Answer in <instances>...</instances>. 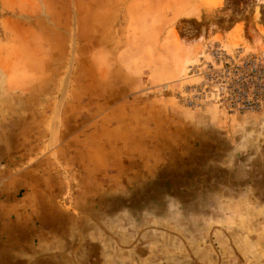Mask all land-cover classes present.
<instances>
[{"label": "rangeland", "instance_id": "obj_1", "mask_svg": "<svg viewBox=\"0 0 264 264\" xmlns=\"http://www.w3.org/2000/svg\"><path fill=\"white\" fill-rule=\"evenodd\" d=\"M219 51L223 63L249 57L264 62V0H0V137L21 117L16 105L22 90L37 86L45 90L46 108L38 133L51 134L59 119L50 148L59 143L62 123L77 124L73 130L79 131L87 120L85 134L106 137L109 152H131L140 140L153 148V179L121 198L157 216L148 231L177 234L166 243L175 249L168 264L181 262L173 257L181 256L185 243V252L199 248L186 256L188 264H264V254L242 252L234 238L241 227L228 212L220 211L223 222L214 225V240L202 251L195 239H186L192 223L186 228L180 218V202L195 215L193 200L211 201L213 190L230 178L228 170L243 171L239 147L222 128H204L208 121L196 129L197 118L264 120V111H233L225 97H216L218 84L238 86L234 75H221L214 56ZM247 129L250 135L260 132ZM111 194L107 191L110 205ZM167 204L176 206L171 214L164 212ZM178 231L186 240H177ZM143 252L138 249V256Z\"/></svg>", "mask_w": 264, "mask_h": 264}, {"label": "crops", "instance_id": "obj_2", "mask_svg": "<svg viewBox=\"0 0 264 264\" xmlns=\"http://www.w3.org/2000/svg\"><path fill=\"white\" fill-rule=\"evenodd\" d=\"M43 91L37 86L22 90V98L16 105L21 117L12 119L0 137L3 164L0 169V264H168L175 249L166 243L172 242L176 233L171 232V238L168 233L172 230L160 232L162 236L148 231L147 224L157 216L148 210L139 211L121 198L133 186L149 184L153 179L151 167L155 166V161L150 158L153 148L140 140V144L132 145L131 152H109L106 137L100 134L92 138L85 134L91 126L90 120L82 121L83 129L79 131L73 130L77 124L68 121L66 125L71 130L67 134L63 132L67 126L62 123L59 143L50 148L49 144L55 141L54 124L51 134L38 133L41 130L38 126H45L40 114L46 110L42 106ZM229 116L218 114L216 119H212V115L201 116L194 126L197 129L208 121L210 124L204 128L209 125L214 129V126L222 128L230 143L239 147V155H243V171L228 170V176L233 179L216 185L211 201L193 200L195 215L193 209L180 202V218L187 224L186 228L192 223L189 228L192 231L185 230L186 239H195L202 251L216 234L214 225L223 222L220 211L228 212L229 220L241 227L234 238L241 240L238 244L244 247L242 252L262 256L264 120ZM58 125L59 121L56 133ZM247 127L251 130L259 127L260 132L250 135ZM76 132L83 134L76 135ZM78 148L81 152L77 153ZM253 160L258 165L253 166ZM107 191L114 193L111 194L115 198L114 205L107 203ZM168 205L164 212L171 214L176 206ZM192 233L193 237H188ZM180 234L178 241L184 238V234H181L183 237ZM138 243L142 245L139 247ZM186 246L185 243L181 256L173 257L181 261L179 264L191 263L189 257L199 249L195 248L194 253L185 252ZM138 249L145 251L141 257Z\"/></svg>", "mask_w": 264, "mask_h": 264}, {"label": "built area", "instance_id": "obj_3", "mask_svg": "<svg viewBox=\"0 0 264 264\" xmlns=\"http://www.w3.org/2000/svg\"><path fill=\"white\" fill-rule=\"evenodd\" d=\"M221 65V75L235 76L238 86L232 84L228 89L223 88L222 83L215 86L217 98L225 97L227 107L238 112H259L264 111V62L256 57L245 59L238 58L223 63L225 55L220 51L214 55ZM230 65V67H228ZM223 77V76H222ZM227 90V91H225ZM225 93V94H224ZM229 101V103H228ZM0 161V169L2 167Z\"/></svg>", "mask_w": 264, "mask_h": 264}, {"label": "bare ground", "instance_id": "obj_4", "mask_svg": "<svg viewBox=\"0 0 264 264\" xmlns=\"http://www.w3.org/2000/svg\"><path fill=\"white\" fill-rule=\"evenodd\" d=\"M53 124H54V126L52 125L53 126V133L52 132L51 133L54 134L53 136L55 137V135L57 134L56 133V130H57V126L56 125L58 124V117L56 118V120H55V122Z\"/></svg>", "mask_w": 264, "mask_h": 264}]
</instances>
